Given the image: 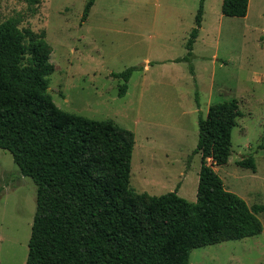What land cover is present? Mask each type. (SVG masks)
<instances>
[{
    "label": "rangeland",
    "instance_id": "1",
    "mask_svg": "<svg viewBox=\"0 0 264 264\" xmlns=\"http://www.w3.org/2000/svg\"><path fill=\"white\" fill-rule=\"evenodd\" d=\"M86 2L0 0V23L13 19L47 54L58 109L110 119L132 133L133 197L176 189L194 202L198 111L205 116L209 106L234 99L240 115L231 154L224 165L208 163L228 191L249 206L264 205V0H249L245 17L223 15L222 0H204L190 62L176 59L187 53L199 0H95L81 22ZM131 66L137 68L119 97L122 81L111 72ZM247 157L254 171L237 164ZM35 200L33 180L0 148V264H25ZM257 220V235L220 237L192 249L188 264H264V211Z\"/></svg>",
    "mask_w": 264,
    "mask_h": 264
},
{
    "label": "trees",
    "instance_id": "2",
    "mask_svg": "<svg viewBox=\"0 0 264 264\" xmlns=\"http://www.w3.org/2000/svg\"><path fill=\"white\" fill-rule=\"evenodd\" d=\"M94 1L87 0L81 22ZM248 2L222 0L221 13L245 17ZM203 3L199 0L187 53L177 61L190 62ZM52 68L30 32L13 19L0 23V148L36 185L25 264H188L194 248L220 237L238 240L258 234L257 215L264 205L249 206L228 191L208 163L228 161L240 115L236 100L209 106L205 116L198 111L192 154L199 153L200 168L194 202L176 189L134 198L129 189L132 133L110 119L58 109L48 89ZM136 68L111 72L122 81L119 97ZM237 164L255 170L252 157Z\"/></svg>",
    "mask_w": 264,
    "mask_h": 264
}]
</instances>
